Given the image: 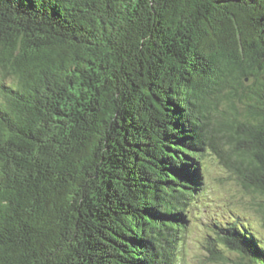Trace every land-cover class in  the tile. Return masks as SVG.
Returning <instances> with one entry per match:
<instances>
[{"label":"trees","instance_id":"1","mask_svg":"<svg viewBox=\"0 0 264 264\" xmlns=\"http://www.w3.org/2000/svg\"><path fill=\"white\" fill-rule=\"evenodd\" d=\"M0 69V264H176L209 148L264 194V0H0Z\"/></svg>","mask_w":264,"mask_h":264},{"label":"rangeland","instance_id":"2","mask_svg":"<svg viewBox=\"0 0 264 264\" xmlns=\"http://www.w3.org/2000/svg\"><path fill=\"white\" fill-rule=\"evenodd\" d=\"M9 81L0 69V81ZM228 147L227 144L224 146ZM205 189L198 202L191 208L194 214L189 230L178 246L176 264H240L248 261L238 252L226 251L230 258L226 262H216L208 251L209 235L215 236L217 223L241 217L264 239V194L246 191L238 182L236 174L230 170L213 148L205 158Z\"/></svg>","mask_w":264,"mask_h":264}]
</instances>
